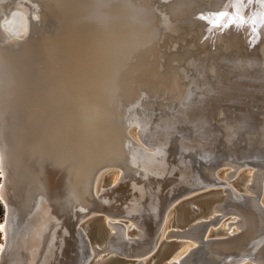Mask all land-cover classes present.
<instances>
[{"label": "bare ground", "instance_id": "1", "mask_svg": "<svg viewBox=\"0 0 264 264\" xmlns=\"http://www.w3.org/2000/svg\"><path fill=\"white\" fill-rule=\"evenodd\" d=\"M40 2L44 7L39 5L35 14L39 26L35 35V29H27L26 37L10 46L2 42L4 34L0 31V139L7 130L6 126L2 130L1 125L15 115L20 128L4 138L9 149L10 190L16 199L19 194L24 196L25 210L33 222L39 223L34 227L35 234L40 235L51 221L58 223L64 230L59 231L63 238L58 242L64 245L66 233L79 214L98 208L100 201L94 194V185L106 167L120 170L118 183L133 178L139 182L152 174L159 176L168 147H164L167 131L158 130L163 120L171 123L168 131L182 127L177 142L180 150L174 153L177 165L185 164V154H195L200 160L201 176L226 184L223 192L234 203L251 196L259 185L264 188L259 173L252 172L243 192L228 181L236 178L239 162L245 157L239 156L235 161L233 154L243 152L238 148L218 155V161L211 159L222 150V140L232 144L243 132L246 134L247 125L262 110L254 87L261 72L264 76V26L248 23L237 27L224 22V26L216 27L208 13L210 0L195 5L188 1L184 8L172 5L165 12L153 9L117 14H46L48 3ZM231 2L233 5L237 0ZM253 4L255 7L249 9ZM262 10L261 0H247V5L243 0L239 9L246 18L258 16ZM236 11L233 6L225 10L229 14ZM217 19L220 22L216 24L222 23L219 16ZM247 66L251 68L248 71ZM155 118L157 122L150 134L148 127ZM214 124L219 131L213 130ZM131 126H137L138 139L152 151L141 149L129 137ZM209 145L216 153L209 158L206 153V159H201ZM222 167L233 169L226 174L228 182L216 176V170ZM180 176L183 183L193 178L190 170ZM118 183L110 190L114 199L124 200L126 189ZM199 184L188 193L199 188ZM134 185L140 196L144 195L143 186ZM149 188L150 204L146 208L140 206L138 196L133 209L152 216L157 226L156 236H152L154 249L167 211L176 199L188 193L176 197L177 189L173 188L166 199L162 198L166 204L161 211L157 196L160 187ZM0 198L4 199L1 191ZM105 199L101 202L106 203ZM115 207L108 208L104 216L108 217L105 224L114 232L110 235L118 242L120 236L113 223L118 220L112 215L120 207ZM214 216L213 212L208 219ZM259 218L264 221V217ZM133 224L141 241L128 248V255L138 261L152 251L145 256L136 255L140 250L137 246L145 244L142 238L149 235L142 222ZM246 227L242 217L233 227L228 223L225 229L236 239ZM0 228L5 231L1 225ZM58 228L44 257L55 249ZM213 228L220 230L223 226L217 223L208 227L204 238L210 240L209 247H222L232 241L227 237L211 239L212 234L208 237ZM185 229L168 233L166 238L189 239L195 244L193 248L197 247L201 235ZM109 252V248L92 250L93 256L101 260Z\"/></svg>", "mask_w": 264, "mask_h": 264}, {"label": "water", "instance_id": "2", "mask_svg": "<svg viewBox=\"0 0 264 264\" xmlns=\"http://www.w3.org/2000/svg\"><path fill=\"white\" fill-rule=\"evenodd\" d=\"M40 1H46L48 3H46L47 5L44 8L46 14L55 13L54 11L74 14H117L149 11L153 9L165 12L171 9L172 5H181L184 8L188 1H192L191 5H195L203 0H0V31L4 34L2 36V42L4 41V44L9 43L10 46L18 44L26 37L25 31L27 29H35L33 35L39 31L35 14L39 11V5L41 8L44 7ZM49 1L52 2L50 5ZM256 4L249 6V9L254 8ZM231 5V0H210L208 13L211 14V16L209 17L215 22L219 21V19H217L218 16L215 14L227 9L230 10L232 7ZM244 5H247V0H244ZM249 69H251L250 66H247L246 70L248 71ZM254 90H257L256 92L260 99L258 105L262 108L259 116L251 119V122L247 125V127L249 126V131L247 130L246 134L243 132L242 136L235 138L232 144L222 140V150L218 151L211 159L212 162L218 161V155H225L229 150L238 148L237 150L243 151L242 154H238L240 153L238 152L236 155L233 154L232 157L235 158V161H238L239 156H245L241 163L239 162L240 168H251L253 173H259L264 180V76H262V72L259 76V83L254 87ZM153 122L150 123V127H148L151 128L149 130L150 134H152L154 128L152 126L157 122L156 118ZM1 126L2 130L6 126L7 130L6 132H2V138L0 139V191L4 197V199L0 198V202L5 207V217L1 224L5 231L0 228L4 245V248L0 246V264H84L92 255V251L89 250V242L86 236L82 230L77 227L79 220L90 214H99L102 216L108 208L112 210L116 208L115 206L120 207L119 212L117 211L112 215L118 220L116 228L120 239L118 242L114 241L113 236L110 235V228L106 224L95 227V242L104 243L103 248H109L110 250L109 253L103 256L104 260L98 259L95 261V264H126L122 259L130 258L128 255V248H131V246L135 245L137 242L139 243L141 238L137 237L136 239L125 240V238L122 237L124 236L123 227L120 226L121 224L119 222L132 221L136 223L140 221L145 225L149 236L142 238L145 244L141 243L137 246V249L140 248L139 254L136 253L137 256H145L153 250L151 245L155 239H153L152 236H156L155 232H157V226L154 225L155 222L148 212L135 213L133 203H135V200H137L136 198L141 192L139 189L136 190L138 196L133 198L130 188L132 184H138L137 187L143 186L145 195L143 198L140 196L141 204L139 203V205L144 208H146V205L150 204L151 191L149 186H159L160 192H158L157 195L159 198V206L161 207H159V209L163 211L166 204L163 200L166 199V195H169L173 188L177 189L175 196L178 197L185 193L187 194L188 190L198 182L200 183L199 188L197 187L193 192H198L207 188L212 189H210V192L206 195L200 196L194 200V203L201 204L200 209L196 208V206L185 209L186 212L190 213V211H192L195 213L192 219L189 220L188 218L187 220L179 218L177 220L182 229L188 228V232H195L201 235L199 237L198 246L191 249L190 252L181 259L182 263L186 259H190L187 264H238L237 262L242 259H247L248 261L244 264H264V221H261L259 218V216L264 217V188L262 185H259L251 196H244L241 198L242 200H240V202L234 203V201L223 192L224 189H213L224 188L226 184L218 180H213L214 182H212L205 176H201L199 173L200 160H198V156L195 157V154L190 153L185 154V164H190V167L196 174V179L194 181L193 179L191 180L193 181L192 184L181 185L183 179H181L182 177L180 174L185 164L177 165L176 154H174L180 150L177 142L181 137V126H177L174 131H168L171 127V123H167V120L159 122L158 130L167 131L166 135H164V140L169 141V143H166V141L164 142V147H168L165 149L167 157L164 161L165 166L162 169L163 171L160 174L162 176L160 177V175L156 176L152 174L148 175L146 180L143 179L139 182L134 178L132 181L125 180L124 182H119L118 185L126 189V197L124 196L126 199L124 200H118V198L114 199L115 194H113L110 189L117 186L108 189L107 191H111L109 194L105 191L103 193L104 196L99 195V197L96 198L100 201L98 208L91 212H81L79 214L78 218L72 222L69 232L66 233V242L64 245H60V242H58V240H62L63 238V236L59 234V231L62 229L58 223H53L51 221L44 226L45 231L43 230L42 233L40 232V235L35 234L36 229H34V227L38 226L39 223L38 221L33 222L30 218L29 211L25 210L24 196L22 195L21 197L19 194L18 199L13 197L10 190L12 175L10 177V171L7 167L9 149L4 142V138L8 133L11 135L12 133L15 134L16 129L20 128L18 125V118L12 114L9 119L6 118L5 123ZM214 128V131H219V127L215 124ZM172 150L173 152L171 153ZM203 151L205 156L201 157V159H206V153H209L207 158H209L211 154L216 153L210 145L206 146ZM208 161L209 160H206V162ZM175 165H177V167ZM105 193L107 194L106 196ZM104 197L107 199V201L105 199L106 203L101 202ZM162 198L164 199L162 200ZM109 201H111V203ZM119 202L121 205H119ZM185 211H183L182 214H186ZM213 212L215 216L208 219L210 213L212 214ZM50 214L51 213H49V215ZM160 214L162 215V212ZM231 217L235 219L245 218L247 227L243 234L237 236L235 239V236H229L227 229L221 228L220 232L232 241L222 247H209L208 242L210 240L204 238L208 227L217 223H223ZM233 225L234 223H229L230 227H233ZM55 228H58L57 234H55V236H57V242H55L54 245L55 249L54 251L52 250L48 256L44 257L43 255L48 243L51 241V236H54ZM60 232H64V230ZM34 236L39 237L35 239ZM97 236H102V240L100 241ZM21 239L22 241L19 244ZM28 243L30 247H28ZM180 243L181 240L178 238H172L163 242L165 245L162 254L163 264H169L168 261L178 248L176 246ZM94 249L100 250L97 248ZM180 261L172 264H181Z\"/></svg>", "mask_w": 264, "mask_h": 264}, {"label": "rangeland", "instance_id": "3", "mask_svg": "<svg viewBox=\"0 0 264 264\" xmlns=\"http://www.w3.org/2000/svg\"><path fill=\"white\" fill-rule=\"evenodd\" d=\"M218 22H220V20L217 21V23ZM127 132H128L129 137L133 141H135V143L140 148L142 147L147 152L152 151L148 145H146L145 143L141 142L140 139H138L139 129L137 128V126H131ZM140 143H141V145H140ZM183 166H184V168L182 169V173L190 170L192 177H194V178H188L187 183H182L181 185L192 184V182L196 179V174L193 172L192 168L190 167V164L186 163ZM232 170L233 169L230 167H222L219 170H216V176L220 180H223V181L226 180L225 182H228V181L231 182L240 191H245L246 190L245 184L248 182L249 178L252 175L251 168H240V169H238L236 178H234V179L232 178L231 180L227 181L226 174ZM120 178H121L120 170H118L116 168L103 169L99 173V175L95 181V185H94L95 196L102 195L105 191H107L111 187H114L118 183ZM192 179H193V181H191ZM184 182H186V181H184ZM133 184H132V186H133ZM136 186H138V184ZM133 189H135V191H133ZM210 189H212V188H207L205 190L193 192V193L187 194L185 196H182V197H179L178 199H176L175 203L167 211L165 223H164L163 228L160 232V235L157 238V241L155 243V248L152 250V252L149 255L145 256L144 259H140L138 261L131 259V258H129V259L125 258V259H122V261L126 264H163L162 254H163L164 248H165V245L163 244V242L166 240H169L166 238L167 234L171 233V232L183 230L182 227H180V225L178 224L177 220L179 218H184L187 220H188V218H189V220L192 219V217L195 213H193L192 211H190V213L186 212L185 209L186 208L190 209V207H193V206H196V208L200 209L201 204L194 203V200H196L200 196L206 195L208 192H210ZM213 189L218 190V189H223V188H213ZM131 191L133 192V193H131L133 195V198L138 196L137 192H136V188L132 187ZM143 193L145 195V191ZM144 195H142V196H144ZM139 203L141 204V201ZM183 211H185L186 214H182ZM102 216L99 214H90L89 216L81 219V221L78 224V227L82 230V232L84 233V235L86 236V238L89 242V250L90 251H92L94 248L101 249L104 247V243L95 242V239H94V236H95L94 228L98 227V225L100 226V225L105 224V222L106 223L108 222V217H106L104 215H102ZM4 217H5V207H4ZM4 217H3V219H4ZM236 220H238V219L231 217L227 221L221 223V225L223 226V228H226L228 223H231V222L235 223V222H237ZM2 222H3V220L1 221V223ZM117 222L118 221H116V222L113 221V223H116V224H117ZM1 223H0V225H1ZM119 223L121 224L120 226L123 227V234H124V238H126V240L134 239V238L136 239L137 237H139L140 232L136 228V226L132 223V221H129V222L128 221H120ZM234 229H238V228L235 226ZM220 230H221V228H220ZM220 230H216V228H213V232L209 231L208 237H209V235L212 234L211 239H222L223 237H225V235H223V233H221ZM110 233L113 234L114 232L112 230H110ZM97 238L101 241L103 237L97 236ZM2 243H3V241H2V236H1L0 246ZM194 245L195 244H193V242L189 239L181 240V243L176 246L178 248L175 250L174 254L172 255V257L170 258V260L168 262H179L188 253L187 250H188L189 246H192L191 248H193ZM98 259L101 260L100 257L95 258L93 256V253H92V255L89 257V259L84 264H95V261Z\"/></svg>", "mask_w": 264, "mask_h": 264}, {"label": "snow or ice", "instance_id": "4", "mask_svg": "<svg viewBox=\"0 0 264 264\" xmlns=\"http://www.w3.org/2000/svg\"><path fill=\"white\" fill-rule=\"evenodd\" d=\"M261 4L264 6V0H261ZM232 6L237 9V11L233 14H229L225 11L215 14L221 18L222 23L216 24L215 21H213L214 26L222 27L224 26V22L229 25L235 24L237 27L248 23L252 24L253 26H255L257 23H259L261 26H264V10H262L258 16L246 18L243 13L239 11V9L243 7V0H237V3L233 4Z\"/></svg>", "mask_w": 264, "mask_h": 264}, {"label": "trees", "instance_id": "5", "mask_svg": "<svg viewBox=\"0 0 264 264\" xmlns=\"http://www.w3.org/2000/svg\"><path fill=\"white\" fill-rule=\"evenodd\" d=\"M3 217H4V207H3L2 203L0 202V223L3 220ZM1 236H2V234L0 232V241H1Z\"/></svg>", "mask_w": 264, "mask_h": 264}]
</instances>
